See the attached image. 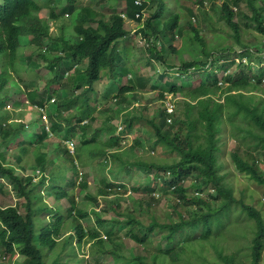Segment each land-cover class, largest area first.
<instances>
[{"label":"trees","instance_id":"1","mask_svg":"<svg viewBox=\"0 0 264 264\" xmlns=\"http://www.w3.org/2000/svg\"><path fill=\"white\" fill-rule=\"evenodd\" d=\"M56 1L0 0V195L13 191L19 201L0 205V256L8 259L3 264L17 254L22 264H104L101 256L113 264H264V209L257 195L264 192L259 165L264 161V0H220L221 5L213 1L208 8L207 0H93L109 2L112 8L125 4L123 12L110 15L85 0H66L50 8L49 17L56 22L52 32L41 11ZM197 8L210 24L217 14L231 35L222 31V42L208 44ZM126 17L140 24L145 64L161 82L157 91L162 101L151 115L147 102L131 108L127 98H138L153 78L138 74L139 66L132 62L133 48L124 43L131 35ZM251 26L263 38L259 43L243 38ZM66 27L72 32L67 34ZM185 37L189 60L175 43ZM24 47L37 50L55 80L62 67L76 69L64 86L83 87L74 97L82 99L79 104L86 106V113L87 95L97 92L96 83L106 78L107 86L119 87L115 95L104 96L113 95L118 104L116 109L105 108L106 114L112 112L106 124L92 128L79 113L77 142L73 120L67 118L64 139L74 142V153L64 142L61 150L47 153L55 124L47 128L46 122H38L52 99L49 83L40 94L39 89L28 95L20 90L28 98L20 95L18 106L25 101L30 112L11 114L16 112L9 108L14 105L11 96L18 92L13 74ZM170 53L181 59L179 66L168 63ZM81 59L85 66L77 69L75 62ZM66 60L68 66L63 65ZM150 87L157 88L153 82ZM169 94L171 99L182 97L181 110L176 100L167 111ZM31 103L40 108L34 116ZM90 120L95 121L93 114ZM118 122L122 126L117 130ZM143 129L153 135L149 145L141 142ZM130 135L135 137L125 149ZM229 139L235 144L231 151ZM230 162L250 181L245 188L236 190L229 181L234 174L226 172ZM91 175L98 180V194L88 193L85 199L99 206L101 197L98 212L81 208L74 192L87 190ZM127 193L146 198H126ZM165 195L170 197L159 207ZM122 196L126 199L121 203ZM63 199L67 206L61 204ZM110 210L112 216L105 218ZM236 242L240 247L229 252ZM208 245L214 254L207 252ZM86 246L87 254L80 257Z\"/></svg>","mask_w":264,"mask_h":264},{"label":"rangeland","instance_id":"2","mask_svg":"<svg viewBox=\"0 0 264 264\" xmlns=\"http://www.w3.org/2000/svg\"><path fill=\"white\" fill-rule=\"evenodd\" d=\"M213 1H217V5H221L220 0H207L206 7L208 8L210 3ZM66 0H57L55 2V4H51L50 7L45 8L41 11V14L44 15V19L47 20L49 22V27H50V31L54 32L55 28H56V22L53 20V18L49 17L50 14V8L51 7H55L56 5H62L63 3H65ZM92 4L91 7H93L95 10L97 11H101L102 13L106 14V15H110L113 12H123L124 11V6L125 4H123V6H118L117 8H112L109 7V2L105 3V2H96L93 3V0H85V4ZM189 3H191V1H189ZM197 6V5H196ZM110 8V10H109ZM196 14H197V22H199V24H201L202 26L199 27L202 30V34L204 36V38L206 39L207 43L210 45H215L219 42H222L219 40V33H222V31H225L224 35L229 37L231 35V31L229 30V28H227L226 26H223V23H219L218 22V15L217 14H213V22L212 24L209 23V21H204L202 19V14L199 11V9H196ZM249 15V12H247ZM244 21L246 22V20H243L242 22V26L244 25ZM184 21L182 22L183 25ZM125 24H126V28L128 30H131V35L130 38L125 40L124 43L131 45L133 50H132V62L133 64L136 66H139V71L138 74L142 75V76H150L152 79L151 83H155L156 84V89H152V87H150V84L148 85V87L146 88V90L144 92H140L138 94V98H136L135 95H131V94H127V98L129 100V102L131 104H133L131 106L132 107H137L139 104H144L143 102H147L149 111L148 114L151 115L153 114V107L156 106V103L161 102L162 100L158 97V88L161 85V82L159 80H156V73L155 70L153 68H150L149 66H147L145 64V55L141 52V47L143 45V39L141 38L140 34H139V28H140V24L137 23L136 21L129 19L126 17L125 19ZM223 24V25H222ZM67 29V34L72 32V28L71 27H66ZM214 29L216 31H214ZM187 34V33H186ZM68 36V35H67ZM186 38H181L178 39V41H176L175 43L177 44V50L180 51V53H182V50L184 53L183 54V59L184 60H189L191 59V55L187 52L189 46L186 45ZM243 38H245V40L247 41H253L254 43H259L260 41L263 40L262 36L257 33L255 31V29L251 26V28L248 30L247 33H243ZM122 43V44H124ZM31 47V46H28ZM31 48H35V47H31ZM53 51H59L62 52L60 49H53ZM60 56L62 54L60 53H55V56ZM167 61L169 64H172L174 66H179L181 59H179V57H177V55L171 54L167 56ZM80 64H78L77 62H75L78 66L77 69H82L85 66V60L81 59V61H78ZM63 65L68 66L69 65V61H64ZM261 65H264V61H262ZM38 66V67H37ZM17 69L18 72L13 74V83H16V91L18 90V92L14 95L11 96L13 104L15 105V107H17L18 105H20V103L16 100L18 99V97L21 95V98L23 100V97L25 95L22 96V92L27 93L29 92V90H40L39 94L42 93L43 88L42 85H44L45 83L48 84L51 87V89L49 90L50 92V96L52 97L51 101H47L46 102V106H45V114H44V119L42 117V119L40 118L41 121H39L38 123L40 125H42V123L46 122V126H49L50 124H55V130L52 132V135H50L51 141H52V147L49 146V149H47V153L49 155H51L52 150L56 147H59L60 150L62 149L63 146V142L66 143L67 147L68 145L70 146V148H72L75 144L74 142L71 141H66L64 139V134L67 133V131L65 130L67 127V118L73 120V128L76 129V133L77 135L73 137V141L77 142V140L79 139L78 133L80 131V128H78V125L75 124L76 122L78 123V119L77 117H80L79 113H82L84 116L83 122H86L89 120V123L91 124L92 128H97L99 126H102L104 124L107 123V121L110 119L109 115H112V112H109V114H106L105 108H110V109H116L118 104L115 103L114 99H112V96L115 95L118 91V86H107V79L104 78L100 83H96L94 85V91H100L99 93V99H97V92L95 94H92L93 96H89V94L87 95L89 97L88 101H90L88 103V106L90 107V109L88 110V112H84V110L86 109V106L81 107L79 103H82V99L81 100H77L75 99L74 96H79L81 94V89L79 90H75L74 88H71L69 86L65 87L64 85L67 83L68 80V76H70L72 73L76 74V69L74 68L73 70H66L64 69V67H62V69L60 70L59 68V74H57L58 79H54L55 78V72L47 69L44 66V61L41 59H38L37 57V50H31L30 48L24 47L21 50V53L19 55L18 58V65H17ZM158 69L160 71H162V68H160V66H158ZM79 71V70H78ZM33 72L35 73V75H33ZM159 72V71H158ZM58 73V72H57ZM160 73V72H159ZM221 75V74H220ZM36 77L39 79V82L37 81ZM83 78V75H82ZM30 82V84H29ZM126 82V79H124V81L122 83ZM264 84V82H263ZM39 85V87H38ZM108 87V88H107ZM152 89V90H151ZM11 90V89H10ZM22 92H21V91ZM21 92V93H20ZM19 93V94H18ZM114 93V94H113ZM18 94V95H17ZM109 99L104 98V96L110 95ZM28 95V93H27ZM27 97V96H25ZM92 97V99H91ZM94 97L97 100H94ZM172 94H169L166 101H165V106L170 103L169 102V98L172 104V108L174 109L173 105L174 102L176 100H178L176 107L178 106L179 110H181L180 107V103L179 101L182 100V97L177 94L176 98L171 99ZM28 98V97H27ZM15 99V101H14ZM21 100V101H22ZM54 100H56L57 103H53ZM27 101V99H26ZM87 101V102H88ZM4 102H7V99L4 100ZM24 105L22 106V108L24 109V111L30 112L29 109V104H27L25 101ZM66 102H75V106H72L70 109H68L67 107H65V105L63 107H60V105L62 104H66ZM32 105V110L31 113L32 116H34V110H40V108L34 107L33 104ZM125 105V104H124ZM11 108L10 110L13 109V105H10ZM27 106V107H25ZM122 107V106H121ZM139 108H141L140 106H138ZM167 107V106H166ZM16 112H12L11 114H16V117H20L18 116L19 114V110ZM95 110V111H94ZM61 112V114H57L56 112ZM93 114V119L95 121L91 122V117ZM43 116V115H42ZM55 116V117H53ZM24 121L25 119H27L26 117L22 118ZM45 120V121H44ZM118 120H121V118L119 117ZM117 120V121H118ZM30 121H32V119H30ZM89 125V124H88ZM33 127H35V125H32ZM119 126H122V124L120 122H118V127L117 130L119 128ZM63 129V130H62ZM51 130V129H50ZM146 130L143 129V136L140 138L141 142H143V144L145 145H149V143L151 142V140L153 139V135H148L145 133ZM102 136H104L102 134ZM134 135H130L128 136L129 139L126 140V146L125 149H129V147L132 145V140L134 139ZM23 138H25L23 136ZM59 143V144H58ZM235 147L234 141L233 139H229L228 144H227V150L231 151L233 150ZM15 146L12 147L13 151H15ZM74 153V150H73ZM90 160V158H88ZM225 162H229V158L227 156H225ZM27 162V160H26ZM25 162V163H26ZM60 164H63L64 162L59 160L58 161ZM260 165V172H262L264 174V161L261 162ZM80 171H82L83 173H87L88 175H90V172L88 170V168H80ZM227 173H233L232 175H230L229 177V181L231 180L233 182V185L235 187V189H243L245 188L246 184H250V181L247 180L246 177L242 176L241 174H238L235 172L234 170V166L233 164L230 162L227 165ZM28 173H31V171H28ZM142 174V173H140ZM143 177V175H142ZM139 182H142V179H138ZM191 184H188V186ZM250 188H253L252 186ZM9 189L11 190V188L9 187ZM80 188L74 190V192H76V197L77 200L79 202V206L81 208H84L86 210H89V212L91 210H95V211H99L102 207V198L98 197V205H93V203H91L88 199H85V195L88 193H95V191L98 194V180L96 179V175H91L89 177V188L87 190H79ZM69 192H72V190L70 189ZM159 193V192H158ZM133 195L131 197L134 198H146V195L142 194V193H127L126 198L128 197V195ZM157 195V194H156ZM260 199H261V208L264 209V192L260 191L257 194ZM113 198L115 196H112ZM111 197V198H112ZM162 195H159V198H161ZM170 197V195H165V198L161 199L160 203H158L157 205L159 207H163L166 200ZM124 196H122L121 199V203L124 202V199H126ZM18 199L15 195V193L13 191H11V193H6L5 195H0V205L1 206H7V205H15L16 203H18ZM48 202L50 204L53 203V198L50 197L48 199ZM62 205H68L66 200L63 199L61 201ZM91 206H94V208H90ZM124 207L127 206V204L123 205ZM113 211H107V215L105 216V218H110L112 216ZM236 241V240H235ZM234 241V242H235ZM231 243H233V241H231ZM236 246L237 247H233L230 246L229 252H231L232 249H237L240 247V242H236ZM129 246H133L132 243H130ZM87 247L84 249L85 251L82 252V250H80V257H82L84 254H87L88 250ZM206 250L209 254H214V250L212 249V247H210L209 245L206 247ZM85 252V253H84ZM87 256V255H85ZM22 257L19 256L18 254L13 258V260L11 261L10 264H22ZM2 260H8L7 257L4 259L3 255L0 256V264H3L4 262H2ZM101 260L104 262V264H113L112 259H109V261H107L105 259V256H101Z\"/></svg>","mask_w":264,"mask_h":264},{"label":"clouds","instance_id":"3","mask_svg":"<svg viewBox=\"0 0 264 264\" xmlns=\"http://www.w3.org/2000/svg\"><path fill=\"white\" fill-rule=\"evenodd\" d=\"M83 89V87L81 88V90ZM99 93H100V91H97V99H99ZM52 100V99H51ZM54 102H55V100H54ZM53 102V103H54ZM169 102L171 103V101H170V98H169ZM46 106V105H45ZM167 106V105H166ZM36 107V106H35ZM9 108H11V106H9ZM13 109L15 110V111H18L17 109H20L19 110V112L21 111V110H23V108H22V106H17V108H14V105H13ZM45 109V108H44ZM167 109H168V107H167ZM173 109V108H172ZM168 111V110H167ZM169 112V111H168ZM48 128V127H47ZM49 131V130H48ZM52 135V134H51ZM71 142H73V141H71ZM69 146V145H68ZM69 151L70 152H73V147L72 148H70V146H69Z\"/></svg>","mask_w":264,"mask_h":264},{"label":"built area","instance_id":"4","mask_svg":"<svg viewBox=\"0 0 264 264\" xmlns=\"http://www.w3.org/2000/svg\"><path fill=\"white\" fill-rule=\"evenodd\" d=\"M167 107H168L167 110H168L169 112H171V111H172V104H171V103H168V104H167Z\"/></svg>","mask_w":264,"mask_h":264}]
</instances>
